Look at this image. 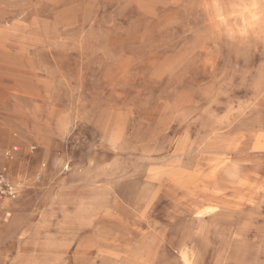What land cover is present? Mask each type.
Segmentation results:
<instances>
[{
	"label": "rangeland",
	"instance_id": "1",
	"mask_svg": "<svg viewBox=\"0 0 264 264\" xmlns=\"http://www.w3.org/2000/svg\"><path fill=\"white\" fill-rule=\"evenodd\" d=\"M0 171V264H264V0H0Z\"/></svg>",
	"mask_w": 264,
	"mask_h": 264
},
{
	"label": "built area",
	"instance_id": "2",
	"mask_svg": "<svg viewBox=\"0 0 264 264\" xmlns=\"http://www.w3.org/2000/svg\"><path fill=\"white\" fill-rule=\"evenodd\" d=\"M17 186L8 178V175L0 173V200L15 198Z\"/></svg>",
	"mask_w": 264,
	"mask_h": 264
},
{
	"label": "crops",
	"instance_id": "3",
	"mask_svg": "<svg viewBox=\"0 0 264 264\" xmlns=\"http://www.w3.org/2000/svg\"><path fill=\"white\" fill-rule=\"evenodd\" d=\"M6 170V169H5ZM1 172V171H0ZM13 182L17 185V184H20V180H17V179H13ZM6 202V203H5ZM10 202H12L11 200H0V214L2 215H7V216H10V213L8 212V210L10 209ZM7 206H2V205H6ZM1 217V215H0Z\"/></svg>",
	"mask_w": 264,
	"mask_h": 264
},
{
	"label": "bare ground",
	"instance_id": "4",
	"mask_svg": "<svg viewBox=\"0 0 264 264\" xmlns=\"http://www.w3.org/2000/svg\"><path fill=\"white\" fill-rule=\"evenodd\" d=\"M10 180L12 181V179L10 178ZM13 182V181H12ZM211 213V212H210Z\"/></svg>",
	"mask_w": 264,
	"mask_h": 264
}]
</instances>
